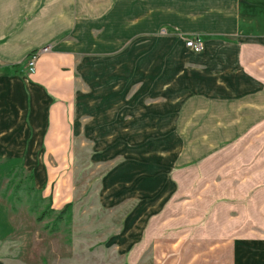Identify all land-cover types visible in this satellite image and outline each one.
I'll use <instances>...</instances> for the list:
<instances>
[{
	"label": "crops",
	"instance_id": "obj_1",
	"mask_svg": "<svg viewBox=\"0 0 264 264\" xmlns=\"http://www.w3.org/2000/svg\"><path fill=\"white\" fill-rule=\"evenodd\" d=\"M131 3L0 0V173L21 167L45 193L82 147L92 159L122 158L104 181L102 201H137L124 249L141 237L148 216L174 200L172 172L208 154L212 198L264 206V0ZM158 28L171 36L165 47L176 48L170 63L178 70L166 65L156 84L158 57L139 70L138 47L119 54ZM182 36H199L202 51L188 49ZM48 46L30 75L27 57ZM111 55L119 57L109 68L102 63ZM130 125L135 145L124 139ZM67 199L54 196L53 208ZM10 212L0 201V264H22L10 246ZM246 249L238 246L237 255ZM237 262L253 264L252 257Z\"/></svg>",
	"mask_w": 264,
	"mask_h": 264
},
{
	"label": "rangeland",
	"instance_id": "obj_2",
	"mask_svg": "<svg viewBox=\"0 0 264 264\" xmlns=\"http://www.w3.org/2000/svg\"><path fill=\"white\" fill-rule=\"evenodd\" d=\"M131 1L121 0L130 6ZM170 37L166 29L158 28L127 42L119 55H128L134 44L138 47L139 70L149 64L150 56L158 57L154 78L157 84L166 65L172 66L175 74L178 70L170 63L176 48L165 47ZM189 39L182 36V43L187 46ZM117 57L111 55L110 63L102 64L112 68ZM98 59L94 60L95 66L100 64ZM128 90L129 87L126 94ZM127 128L125 142L137 144L139 134L130 135L134 129L132 125ZM140 135L147 137L148 132ZM81 150L78 158L68 157L62 167L64 174L57 176L50 192L37 191L34 176L21 167L0 173V201L9 206L15 220L10 246L17 250L22 264H238L237 259L245 261L250 257L253 264H264V206L233 207L229 206L228 197L221 201L212 198V154L172 172L174 200L171 204L170 200L165 201L148 216L141 237L124 249L121 236L132 225L137 207L133 204L137 201L126 197L110 205L102 201L104 181L124 161L92 159L85 147ZM156 162L160 163L159 158ZM58 194L61 198L71 194V199L54 209L53 199ZM168 204L169 209L164 212ZM44 213L46 217L39 220ZM238 246H247L249 254L243 251L237 255Z\"/></svg>",
	"mask_w": 264,
	"mask_h": 264
},
{
	"label": "built area",
	"instance_id": "obj_3",
	"mask_svg": "<svg viewBox=\"0 0 264 264\" xmlns=\"http://www.w3.org/2000/svg\"><path fill=\"white\" fill-rule=\"evenodd\" d=\"M188 48L194 52H200L203 49V42L199 36L190 38L187 43ZM50 47H45L42 50L33 52L26 59L27 70L30 75H33L36 72L37 62L42 54L49 52Z\"/></svg>",
	"mask_w": 264,
	"mask_h": 264
},
{
	"label": "trees",
	"instance_id": "obj_4",
	"mask_svg": "<svg viewBox=\"0 0 264 264\" xmlns=\"http://www.w3.org/2000/svg\"><path fill=\"white\" fill-rule=\"evenodd\" d=\"M46 217V214H42L40 217H39V220H43L44 218Z\"/></svg>",
	"mask_w": 264,
	"mask_h": 264
}]
</instances>
